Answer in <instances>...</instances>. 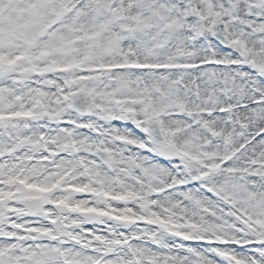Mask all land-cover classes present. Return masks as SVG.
<instances>
[{"label": "snow or ice", "instance_id": "6c2138e0", "mask_svg": "<svg viewBox=\"0 0 264 264\" xmlns=\"http://www.w3.org/2000/svg\"><path fill=\"white\" fill-rule=\"evenodd\" d=\"M0 264H264V0H0Z\"/></svg>", "mask_w": 264, "mask_h": 264}]
</instances>
